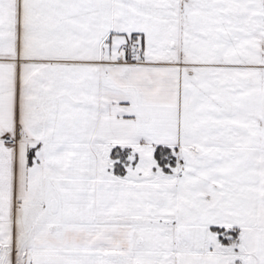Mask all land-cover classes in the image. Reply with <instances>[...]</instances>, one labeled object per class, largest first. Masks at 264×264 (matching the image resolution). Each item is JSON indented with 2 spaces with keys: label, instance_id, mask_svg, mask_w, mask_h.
Segmentation results:
<instances>
[{
  "label": "snow or ice",
  "instance_id": "6c2138e0",
  "mask_svg": "<svg viewBox=\"0 0 264 264\" xmlns=\"http://www.w3.org/2000/svg\"><path fill=\"white\" fill-rule=\"evenodd\" d=\"M0 264H264V0H0Z\"/></svg>",
  "mask_w": 264,
  "mask_h": 264
}]
</instances>
